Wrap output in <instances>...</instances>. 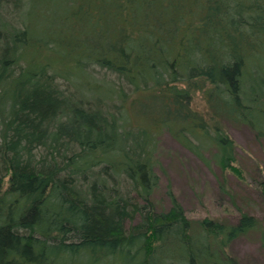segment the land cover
Listing matches in <instances>:
<instances>
[{
	"label": "trees",
	"instance_id": "obj_1",
	"mask_svg": "<svg viewBox=\"0 0 264 264\" xmlns=\"http://www.w3.org/2000/svg\"><path fill=\"white\" fill-rule=\"evenodd\" d=\"M164 130L254 190L232 191L234 222L156 208ZM249 193L264 203V0H0V264H243L236 239L264 251Z\"/></svg>",
	"mask_w": 264,
	"mask_h": 264
},
{
	"label": "rangeland",
	"instance_id": "obj_2",
	"mask_svg": "<svg viewBox=\"0 0 264 264\" xmlns=\"http://www.w3.org/2000/svg\"><path fill=\"white\" fill-rule=\"evenodd\" d=\"M224 127L239 153H243L242 150L247 148L252 136L250 131L245 126L233 125L229 121L224 122ZM214 152L213 148L201 150L200 156L198 151L164 130L158 136L156 151L159 183L152 194L156 208H169L172 194L186 215L193 220L207 216L228 223L234 222L236 211L232 206V191L246 193L254 190L235 180L231 173H221L212 157ZM249 196L259 205L256 215L259 219L264 218V203H260L255 193H249ZM259 237V233H254L236 239L229 250L243 264H264V251L259 248Z\"/></svg>",
	"mask_w": 264,
	"mask_h": 264
}]
</instances>
